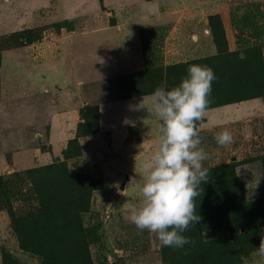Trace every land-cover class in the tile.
<instances>
[{
	"label": "rangeland",
	"instance_id": "1",
	"mask_svg": "<svg viewBox=\"0 0 264 264\" xmlns=\"http://www.w3.org/2000/svg\"><path fill=\"white\" fill-rule=\"evenodd\" d=\"M190 64L214 70L212 89L257 90L264 0H0V264H43L15 222L39 207L28 171L50 164L90 191L82 220L92 264H165L157 236L125 212L159 121L140 107L151 93L121 98L119 83L144 72L156 88ZM225 128L233 141L221 146ZM196 129L204 167L231 165L246 199L263 198L264 94L208 108ZM260 245L238 247L239 263L264 264Z\"/></svg>",
	"mask_w": 264,
	"mask_h": 264
},
{
	"label": "trees",
	"instance_id": "2",
	"mask_svg": "<svg viewBox=\"0 0 264 264\" xmlns=\"http://www.w3.org/2000/svg\"><path fill=\"white\" fill-rule=\"evenodd\" d=\"M215 58L211 60L216 61ZM254 70L260 72L257 73V90L227 94L230 89L213 88L207 109L264 94V64ZM221 75L220 71L218 76ZM181 78L171 80L168 86L178 84ZM120 80L121 98L150 94L155 89L147 83L144 72ZM128 82L130 85L136 83L139 88H125ZM28 174L39 207L15 222L22 246L25 249L34 247L42 256L43 264H92L82 220V213L90 203L89 189L61 165L35 167ZM199 191L196 214L200 220L184 233L191 243L183 249L164 247L165 264H241L238 247L262 243L258 223L264 220V197L247 200L243 184L231 165L208 169V179L201 184ZM241 227H246V232H242ZM208 233L212 236H207ZM215 234L217 236H213Z\"/></svg>",
	"mask_w": 264,
	"mask_h": 264
},
{
	"label": "clouds",
	"instance_id": "3",
	"mask_svg": "<svg viewBox=\"0 0 264 264\" xmlns=\"http://www.w3.org/2000/svg\"><path fill=\"white\" fill-rule=\"evenodd\" d=\"M215 79L210 66L190 64L178 84L169 87L162 82L149 101L140 105L159 121L160 135L158 146L139 174L138 198L125 212L137 229L154 233L162 247L183 249L191 243L184 233L200 220L196 198L208 179V170L196 122L205 115ZM215 140L224 146L232 143L233 136L225 128L216 133ZM257 251L264 256V240Z\"/></svg>",
	"mask_w": 264,
	"mask_h": 264
},
{
	"label": "crops",
	"instance_id": "4",
	"mask_svg": "<svg viewBox=\"0 0 264 264\" xmlns=\"http://www.w3.org/2000/svg\"><path fill=\"white\" fill-rule=\"evenodd\" d=\"M137 121H138L137 119L134 120L135 123H137ZM150 121H151V122H158V120H156V119H154V118H150Z\"/></svg>",
	"mask_w": 264,
	"mask_h": 264
}]
</instances>
